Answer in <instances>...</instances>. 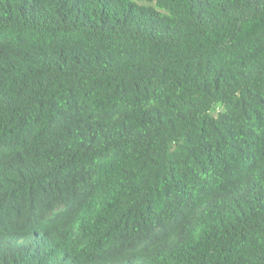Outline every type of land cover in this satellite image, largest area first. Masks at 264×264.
Returning a JSON list of instances; mask_svg holds the SVG:
<instances>
[{"label":"trees","instance_id":"trees-1","mask_svg":"<svg viewBox=\"0 0 264 264\" xmlns=\"http://www.w3.org/2000/svg\"><path fill=\"white\" fill-rule=\"evenodd\" d=\"M0 264H264V0H0Z\"/></svg>","mask_w":264,"mask_h":264}]
</instances>
